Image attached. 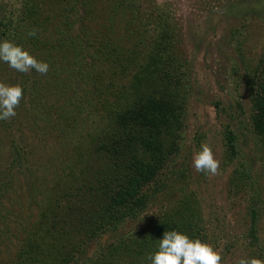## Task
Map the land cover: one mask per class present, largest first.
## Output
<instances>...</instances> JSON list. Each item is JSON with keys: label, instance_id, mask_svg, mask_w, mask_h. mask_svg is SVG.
I'll list each match as a JSON object with an SVG mask.
<instances>
[{"label": "trees", "instance_id": "obj_1", "mask_svg": "<svg viewBox=\"0 0 264 264\" xmlns=\"http://www.w3.org/2000/svg\"><path fill=\"white\" fill-rule=\"evenodd\" d=\"M217 1L209 0L206 6ZM223 1L242 26L264 13V0ZM249 1L260 7L251 12ZM135 2H0V40H10L47 62V78L64 87L48 103L45 87L36 78L38 72L20 73L1 63L17 75L23 88L16 113L25 112L33 119L36 139L49 133L53 137L52 156L59 161L55 173L62 172L59 181L68 188L53 195L41 215L44 220L32 226L31 238L21 245L19 262L14 264H149L147 257L158 239L171 230L205 242L204 236L199 237L196 203L193 223L190 204L184 202L180 211L188 213L186 218L178 210V220L154 225L142 240L121 238L90 253L104 234L115 233L125 221L137 219L154 202L162 187L158 177L175 161L182 141V104L175 93L181 84L176 74L180 61L175 52V27L160 6L149 10L151 15H134L140 8ZM239 5L246 6L237 10ZM33 31L35 36H29ZM254 73L253 77L259 73L255 79H261V84L251 88V121L264 145V57ZM49 113L61 131L50 123L48 133L37 124L48 121ZM96 118L102 124L94 128ZM84 122L90 126L86 134L82 133ZM5 127L11 126L5 123ZM42 139L39 142L44 144ZM223 140L225 161L232 164L239 157L237 137L225 130ZM14 149L12 166L20 168L25 157ZM65 150H69L67 156L62 155ZM7 175L0 195L13 187ZM231 185L249 194L248 235L254 244L259 239L257 224L264 215V189L256 188L257 177L248 164L233 169ZM41 224L44 232H40ZM255 247L264 261V240L263 246L257 243Z\"/></svg>", "mask_w": 264, "mask_h": 264}, {"label": "rangeland", "instance_id": "obj_2", "mask_svg": "<svg viewBox=\"0 0 264 264\" xmlns=\"http://www.w3.org/2000/svg\"><path fill=\"white\" fill-rule=\"evenodd\" d=\"M16 1L0 0L7 4ZM135 1L140 8L134 15L137 16L138 12L151 15L148 11L160 6L175 27V52L177 61H180L176 74L181 82L175 93L179 94L182 104V141L175 161L158 177L162 187L154 202L137 219L125 221L115 233L104 234L90 253L94 254L99 247L104 248L121 238L125 241L142 240L154 225L168 222L170 218L178 220L176 212L183 209L184 202L190 204L194 223L195 202L200 218L199 237L204 236L206 243L220 251L221 264H238L241 258L259 259L255 246L257 243L263 246L264 215L257 224L259 239L251 244L248 235L250 197L247 191L232 187L231 175L240 164H248L252 176L257 177L256 188L264 189V145L254 134L251 121V88H260L261 84V79H255L259 73L253 76L259 60L264 57V13L252 16L242 26L223 0L210 7L206 6L210 4L209 0ZM249 3L251 12L260 7ZM243 6L246 5L237 6V10ZM1 63L0 82L19 84L17 75ZM47 77L40 73L36 75L45 87L49 103L61 95L64 87ZM23 113L18 111L15 117L0 121V192L7 174L13 181L12 189L7 187L0 195V264L19 262L17 254L21 245L31 238L28 235L32 226H38V222L44 220L41 215L51 204L53 195L68 190L59 181L62 172L55 173L59 161L52 156L53 137L47 131L50 123L58 130L60 124L53 121L55 117L49 113L45 116L48 121L37 123L42 131L45 129L49 133V137L43 132L44 136L39 135L36 139L33 132L36 125ZM96 119L94 128L102 124L101 118ZM5 123L11 127L6 128ZM225 130L237 137L239 157L232 164L225 161ZM89 131L90 126L84 122L82 133ZM41 138L44 144L39 142ZM202 144H208L219 161L215 175L197 172L193 166V155ZM14 147L25 157L20 168L12 166ZM68 151L62 155L67 156ZM180 213L185 215L184 218L188 215L185 211ZM39 229L41 232L45 226L41 224Z\"/></svg>", "mask_w": 264, "mask_h": 264}, {"label": "clouds", "instance_id": "obj_3", "mask_svg": "<svg viewBox=\"0 0 264 264\" xmlns=\"http://www.w3.org/2000/svg\"><path fill=\"white\" fill-rule=\"evenodd\" d=\"M35 34L34 31L29 32V36ZM0 62L20 73L34 70L46 75L49 71L47 62L37 60L29 51L10 40H0ZM22 96L21 85L0 82V121L17 115L15 109L19 106ZM193 166L197 172L213 175L217 173L219 161L214 158L208 144H202L200 150L193 155ZM147 260L149 264H221L222 255L219 250L200 239H193L184 232L171 230L164 232L162 238L158 239L155 250L148 255ZM238 264H264V261L241 258Z\"/></svg>", "mask_w": 264, "mask_h": 264}]
</instances>
